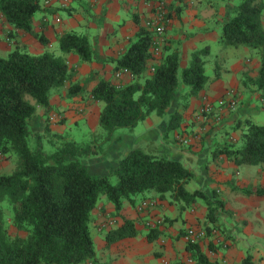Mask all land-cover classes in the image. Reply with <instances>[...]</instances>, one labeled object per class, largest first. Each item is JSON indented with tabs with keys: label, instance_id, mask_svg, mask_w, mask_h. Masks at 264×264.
<instances>
[{
	"label": "trees",
	"instance_id": "trees-1",
	"mask_svg": "<svg viewBox=\"0 0 264 264\" xmlns=\"http://www.w3.org/2000/svg\"><path fill=\"white\" fill-rule=\"evenodd\" d=\"M43 10L41 0H0V12L10 26L48 47V39L33 28L35 16ZM136 23L139 31L126 53L113 60L117 70H127L135 81L121 86L102 80L94 87V100L103 103L100 133L90 136L87 142L77 141L70 134L54 133L48 127L44 134H35L30 128L38 108H50L53 93L71 78L64 57L51 51L32 55L15 50L0 58V156L9 160L16 156L18 160L13 173L0 175V205L9 203L12 225L24 234L11 237L0 206V264H97L90 226L103 198L114 207L115 216L125 202L134 205L147 192H155L159 199L168 198L172 204H183L184 208L202 199L208 219L215 221L222 204L209 201L201 190L187 191L194 172L181 162L136 149L115 170L116 183L110 177L92 176L84 162L103 155L117 131L133 130L152 115L166 116L185 86L187 91L181 94L179 108L169 120V132L178 130L190 100L220 78L218 69L213 78L207 74L209 46L193 52L189 66L181 68L180 44L165 42L161 55L156 56L155 35L139 18ZM220 43L225 48L247 47L259 56L261 66L256 80L246 79L244 84L252 82L264 96V1L242 0L223 26ZM58 44L64 54L75 53L82 63L95 60L85 35L69 32L59 37ZM70 91L75 93L76 86ZM232 130H242L240 140L216 156L223 155L237 166L263 165L264 125L245 122ZM241 191L264 197V188ZM159 234L151 230L148 239L153 241ZM138 235L134 222L126 220L107 233L106 242L112 245ZM189 251L196 264H212L199 245L189 246Z\"/></svg>",
	"mask_w": 264,
	"mask_h": 264
},
{
	"label": "crops",
	"instance_id": "crops-1",
	"mask_svg": "<svg viewBox=\"0 0 264 264\" xmlns=\"http://www.w3.org/2000/svg\"><path fill=\"white\" fill-rule=\"evenodd\" d=\"M78 2L80 9L69 11L70 18L61 23L56 22L60 9L53 8L54 5L44 3V10L35 16L34 31L48 39V47L36 37L15 30L0 12V58L8 57L15 50L41 55L51 51L58 45L59 37L69 32L87 36L93 47L95 60L88 63H82L75 53L63 54L71 69V78L53 93L50 108H38L30 124L35 134H44L47 127L58 134H70L73 127L83 128L91 132V136L99 132L103 103L94 100L92 90L102 80L121 86L135 81L131 74L117 70L113 60L126 53L139 31L136 18L144 25L157 0ZM241 2L168 0L172 17L166 44H180L181 68L190 64L193 52L209 46L208 65L213 72V58L217 59L220 78L190 100L181 127L172 134L169 120L179 108L181 94L187 91L185 86L166 116L152 115L133 130L117 131L103 155L84 161L92 176L110 177L111 181L122 160L136 149L157 158L181 162L194 172V178L186 185L187 191L201 190L209 201L218 200L222 204L216 211L215 221L208 219V208L202 199L184 208L183 204H172L168 198L159 199L155 192H147L140 195L134 205L125 202L121 213L115 216L114 207L103 198L94 211V230H91L100 248L97 264H110L108 259L114 261L112 264H189L191 253L183 236L191 227L206 231L199 246L212 264H264V197L248 196L241 191L264 188V164L237 166L223 155L216 156L240 140L242 130L233 131L234 126L254 123L253 119L264 111L262 93L252 82L244 84L246 79L256 80L261 66L259 56L247 47L225 48L220 43L223 26ZM61 4L62 10L66 8ZM222 52L228 61L223 59ZM72 86H76L75 93L70 91ZM229 90L238 94L236 110L224 109L220 118L201 115L205 99L217 103ZM179 136L189 139L190 143H182ZM71 138L81 141L74 136ZM149 199L158 202L156 208L140 212L139 204ZM159 219L165 223L155 229L149 227ZM126 220L134 222L139 235L108 245L107 233ZM112 221L114 224L110 223ZM151 230L160 232L153 241L148 239Z\"/></svg>",
	"mask_w": 264,
	"mask_h": 264
},
{
	"label": "built area",
	"instance_id": "built-area-1",
	"mask_svg": "<svg viewBox=\"0 0 264 264\" xmlns=\"http://www.w3.org/2000/svg\"><path fill=\"white\" fill-rule=\"evenodd\" d=\"M56 0H46L45 4L51 5ZM63 7L70 2V0H61ZM168 1L167 0H157L156 6L154 7L151 16L145 21V27L155 35V55L160 56L163 46L166 42L167 29L170 24L169 19V10H168ZM57 23H61V19L57 17ZM124 73H129L127 70H124ZM131 74V73H129ZM132 75V74H131ZM133 76V75H132ZM134 77V76H133ZM238 94L235 90H229L219 102L213 103L208 99L204 100L203 106L200 110L202 116L207 117L209 115H215L220 118V113L224 109L236 110L238 107ZM178 139L185 144H189V139H186L182 136H179ZM157 201L153 199L142 201L138 209L140 212H145L148 210H153L157 206ZM114 224V221L110 222ZM165 221L159 219L156 224H149V227L152 229L157 228L160 225H163ZM205 230H199L196 228H188L184 233V241L188 246L199 245L202 240L206 237ZM189 264H196V261L188 260Z\"/></svg>",
	"mask_w": 264,
	"mask_h": 264
},
{
	"label": "rangeland",
	"instance_id": "rangeland-1",
	"mask_svg": "<svg viewBox=\"0 0 264 264\" xmlns=\"http://www.w3.org/2000/svg\"><path fill=\"white\" fill-rule=\"evenodd\" d=\"M168 1V0H167ZM46 2V0H41V3L44 5V3ZM54 5V6H53ZM51 6H53V8H57V9H60L57 11V13L60 15V19L61 21H64V20H67L68 18H70V14H69V11L72 12V11H77L79 10V2L78 0H71L69 4L66 5V8H64L63 10L61 9L62 8V4L60 1H56L54 3L51 4ZM74 9V10H72ZM221 47V45H219ZM214 49H217V46H213ZM51 52L55 53L57 56H61L63 57V52L61 51L60 47H59V44L55 47H53L52 49H50ZM221 56L223 57V59H225L226 61L227 58L224 57V52L221 53ZM214 61H213V65H214V71L212 72L210 70V67L209 65L207 66L206 70H207V74L211 77L213 75H215L217 69H218V66H216V60L215 58H213ZM218 62V61H217ZM189 66V65H188ZM214 77V76H213ZM253 122L256 123V124H259V125H264V111L262 112V114L260 116H257L256 118L253 119ZM175 132V131H174ZM100 133V129H99V132ZM173 132H171L172 134ZM70 135L71 136H74L75 138H79V140H81V142H87L89 141L90 139V136H91V132L89 133V131L83 129V128H77V127H73V130L72 132H70ZM76 140V139H75ZM30 143H31V146H32V139H30ZM18 162L17 160V157L14 156L11 160L9 159H5L3 157L0 156V175H9L11 173L14 172V170L17 169V166H16V163ZM117 179L115 178L112 183H116ZM3 210H4V213H5V220L7 222V226L9 228V234L11 235V237H15L17 235H24L23 233H19L16 228L12 225V222H11V219H12V210L9 206V203L7 202H4L0 205ZM91 230H94V225L93 223L91 224ZM143 236V235H142ZM96 251L97 252H100V248L98 246H96ZM110 264H112L114 261L113 260H110L108 259L107 260Z\"/></svg>",
	"mask_w": 264,
	"mask_h": 264
}]
</instances>
